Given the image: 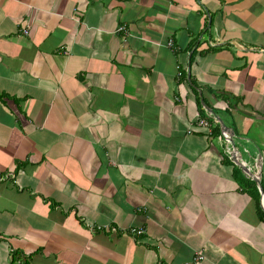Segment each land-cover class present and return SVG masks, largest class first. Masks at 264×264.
I'll return each mask as SVG.
<instances>
[{
    "label": "crops",
    "instance_id": "0c3cea01",
    "mask_svg": "<svg viewBox=\"0 0 264 264\" xmlns=\"http://www.w3.org/2000/svg\"><path fill=\"white\" fill-rule=\"evenodd\" d=\"M261 181L264 0H0V264H264Z\"/></svg>",
    "mask_w": 264,
    "mask_h": 264
},
{
    "label": "built area",
    "instance_id": "2783aa9c",
    "mask_svg": "<svg viewBox=\"0 0 264 264\" xmlns=\"http://www.w3.org/2000/svg\"><path fill=\"white\" fill-rule=\"evenodd\" d=\"M120 30H123V27L119 28ZM168 47L171 49L173 48V44L172 42H168ZM180 76V73L178 74V77ZM179 79V78H178ZM218 122L217 121H213V120H208L207 118L204 117H199L195 120V122L193 123V125H191V128L188 129L187 133L188 134H192L194 132H204L205 134H207L209 137H215L214 135V127L215 125H217ZM219 140L224 141L225 143H233V139L232 137L225 131V130H220V133L218 134ZM109 230L112 232H116L119 229L116 228H109L108 226H96V227H92L90 228V231L92 232H104V230ZM123 233H127L130 236L134 237V238H140L145 234V229L143 228H129L127 230H122ZM204 260V255L202 252H196L192 261L186 264H200L202 261Z\"/></svg>",
    "mask_w": 264,
    "mask_h": 264
},
{
    "label": "trees",
    "instance_id": "16d2710c",
    "mask_svg": "<svg viewBox=\"0 0 264 264\" xmlns=\"http://www.w3.org/2000/svg\"><path fill=\"white\" fill-rule=\"evenodd\" d=\"M261 186H262V189L264 191V182L263 181H261ZM258 197H259V195L257 193V197H256V199H257L256 201L257 202L259 201ZM258 218H259L260 221H262L264 223V211L261 208L258 210Z\"/></svg>",
    "mask_w": 264,
    "mask_h": 264
},
{
    "label": "water",
    "instance_id": "95a60500",
    "mask_svg": "<svg viewBox=\"0 0 264 264\" xmlns=\"http://www.w3.org/2000/svg\"><path fill=\"white\" fill-rule=\"evenodd\" d=\"M218 121H219V124L222 126L221 128L223 129V130H225L231 137H232V139L234 138V133L231 131V130H229L224 124H223V122H222V120H220L219 118H218ZM257 185H258V187H260V182L259 181H257Z\"/></svg>",
    "mask_w": 264,
    "mask_h": 264
}]
</instances>
